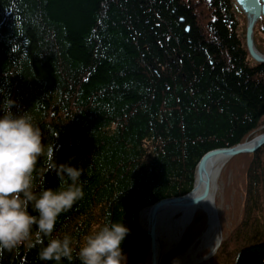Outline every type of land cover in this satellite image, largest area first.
I'll list each match as a JSON object with an SVG mask.
<instances>
[{"label": "trees", "instance_id": "obj_1", "mask_svg": "<svg viewBox=\"0 0 264 264\" xmlns=\"http://www.w3.org/2000/svg\"><path fill=\"white\" fill-rule=\"evenodd\" d=\"M240 38L227 0H0V104L9 96L15 114L28 111L57 164L84 169L85 195L52 235L77 241L60 264H81L85 230L109 220L130 229L125 254L147 247L138 211L188 192L207 150L260 129L264 62ZM46 172L41 157L38 186ZM58 185L47 173L43 187ZM41 247L3 250L0 264H56ZM231 264H264V239Z\"/></svg>", "mask_w": 264, "mask_h": 264}, {"label": "clouds", "instance_id": "obj_2", "mask_svg": "<svg viewBox=\"0 0 264 264\" xmlns=\"http://www.w3.org/2000/svg\"><path fill=\"white\" fill-rule=\"evenodd\" d=\"M16 106L9 96L0 104V252L28 242L29 247L42 245L38 253L42 261L71 262L77 241L69 235H52L58 217L85 195L80 183L84 169L57 164L54 150L46 149L42 142L41 128L28 111L15 114ZM41 157L45 158L47 172L38 186L34 173ZM49 172L58 176V187H43ZM30 208L38 215H32ZM129 234L130 229L123 223L109 220L85 237L78 259L81 264H127L122 243ZM46 238L47 245L43 246Z\"/></svg>", "mask_w": 264, "mask_h": 264}, {"label": "rangeland", "instance_id": "obj_3", "mask_svg": "<svg viewBox=\"0 0 264 264\" xmlns=\"http://www.w3.org/2000/svg\"><path fill=\"white\" fill-rule=\"evenodd\" d=\"M227 2L231 6L232 17L235 18L237 34L245 41L247 24L245 12L234 0ZM202 5L195 6L194 3L195 11H202ZM255 21L254 45L264 54V33L261 31L264 28V17L260 16ZM253 60L249 61L254 62ZM261 129H264V122L248 139L262 132ZM214 167H218V171L210 189L213 194L212 207L216 212V221L211 226L208 216L207 218L205 216L204 220L203 215L193 212L190 220L184 225L178 242L172 246L173 248H166L159 264H167L173 257L187 250L196 251L195 256L199 259L192 264H231L242 246L264 239V153L255 156L250 153L236 154L225 161L223 159L216 161ZM253 177H257L256 181H253ZM173 216L178 219L177 216ZM175 225L173 231L177 232L180 225L178 223ZM94 226L85 230L88 234L79 240L81 245L84 244L85 237L90 235V231L94 230ZM162 247H165V243H162ZM147 248L148 244L140 251L127 253V264H145Z\"/></svg>", "mask_w": 264, "mask_h": 264}, {"label": "water", "instance_id": "obj_4", "mask_svg": "<svg viewBox=\"0 0 264 264\" xmlns=\"http://www.w3.org/2000/svg\"><path fill=\"white\" fill-rule=\"evenodd\" d=\"M237 4L242 11L247 10L246 4H252L253 8L245 13L247 24L245 29V45L249 56L255 61L264 62V54L260 53L253 41V25L258 15L264 16V0H248L247 3H241L237 0ZM264 143V131L254 135L252 138L244 140L232 146L217 147L207 150L199 158L194 174V181L191 189L185 194L162 197L149 205L142 207L137 213V219L141 229L148 237V248L145 264H159L160 258L167 247H162L161 231L163 226H168L170 229L175 230V223L180 225V229L177 231L173 243L174 246L183 231L184 225L190 220L191 215L194 212V208L200 203H206L210 207L208 221L209 225L213 224L216 219V212L213 209V194L211 192V182L215 174L218 171V167H214L216 161L227 159L230 156L243 152H253ZM222 164V163H221ZM180 207L192 208L185 217L179 216L178 219L174 218L176 210ZM144 216V226L139 220V214ZM164 220L165 225L161 222ZM174 232V231H173ZM170 247V246H169ZM168 247V248H169Z\"/></svg>", "mask_w": 264, "mask_h": 264}, {"label": "bare ground", "instance_id": "obj_5", "mask_svg": "<svg viewBox=\"0 0 264 264\" xmlns=\"http://www.w3.org/2000/svg\"><path fill=\"white\" fill-rule=\"evenodd\" d=\"M241 3H247L248 0H239ZM259 2V0H258ZM246 8L247 10L245 11V13L249 10H251L250 8H253V5L252 4H246ZM252 11V10H251ZM262 16L261 14L258 15V18ZM257 20V19H256ZM256 22V21H255ZM254 22V23H255ZM254 26V25H253ZM253 30V28H252ZM192 208H187V207H180L179 209L176 210V213L174 214L175 216L179 217H185L187 215V213H189V211L191 210ZM209 211H210V207L206 205V203H200L199 205H197L195 208H194V212H202L206 218L207 216L209 215ZM139 220L142 224V227L144 226L145 222H144V216L142 213L139 214ZM161 222L163 223V225H165L164 223V220L162 221L161 219ZM212 226V225H211ZM210 226V227H211ZM170 227L168 226H163V230L161 231L162 235V243H165V247H169V248H173L171 246V244L173 243V240L175 238V235H176V231H174V233L169 230ZM168 231V233H167ZM170 231V232H169ZM208 237V236H207ZM164 254V253H163ZM196 251H191V250H187L185 253L183 254H180L178 256H175L173 257L167 264H173V262L175 261V264H192L196 261H198L199 259L196 258Z\"/></svg>", "mask_w": 264, "mask_h": 264}]
</instances>
